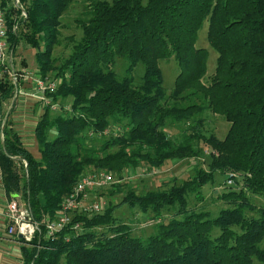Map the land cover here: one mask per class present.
Listing matches in <instances>:
<instances>
[{
    "label": "trees",
    "instance_id": "16d2710c",
    "mask_svg": "<svg viewBox=\"0 0 264 264\" xmlns=\"http://www.w3.org/2000/svg\"><path fill=\"white\" fill-rule=\"evenodd\" d=\"M12 1L0 0L9 49L16 50L22 35L35 48L38 75L59 80L46 95L70 102L69 110L60 105L55 113L43 106L34 126L39 157L7 122L2 128L5 194L27 204L37 221L59 211L62 197L86 170L120 173L139 162L157 167L198 158L203 147L210 154L207 169L168 189L135 194L124 192V182L113 183L109 193H124L120 202L73 216L80 230L68 226L46 237L40 225L20 247L21 264H264V201L256 206L249 198L264 199V0H84L87 17L75 20L81 36L59 62L53 48L61 15L73 0H19L24 18ZM204 21L217 52L208 75V51L195 45ZM18 26L27 30L21 34ZM118 57L126 61L121 76L114 70ZM171 57L179 72L168 93L158 62ZM138 62L143 74L135 83ZM13 88L5 74L0 107ZM205 111L229 122L223 138L204 131ZM111 126L120 131L102 135ZM170 126L180 128L178 137L169 134ZM91 138H99L98 146ZM229 171L241 186L221 193L227 206L215 215L188 206V193L199 197L216 173L226 178ZM124 204L150 211L158 219L155 231L132 235L114 216ZM164 208L173 211L161 221Z\"/></svg>",
    "mask_w": 264,
    "mask_h": 264
},
{
    "label": "rangeland",
    "instance_id": "374dc122",
    "mask_svg": "<svg viewBox=\"0 0 264 264\" xmlns=\"http://www.w3.org/2000/svg\"><path fill=\"white\" fill-rule=\"evenodd\" d=\"M110 1V0H107ZM86 3L84 0H73V2L69 5L67 10L61 15L60 18V26H59V34H58V44L53 48V56L59 62L63 59L67 54H69L72 50V45L74 42L79 39L81 36V29L76 23L77 18H86ZM207 21H204L202 27L199 29L197 33L196 47L206 48L208 51L207 57V75L211 74L214 71L216 64L217 52L210 46L207 40ZM18 30L22 31V33L27 30L26 27L18 26ZM72 38V39H70ZM34 48L30 46L27 42H25L24 37L21 35L18 46L16 48V52L21 59H17L19 64L29 66L28 62L31 64L30 68L27 71L32 74L31 78L37 77V68L36 61L34 58ZM17 56V57H18ZM28 60V61H27ZM161 74H162V84L166 91L169 93L174 84V79L179 72V67L174 58L169 59H161L158 62ZM126 61L122 57H118L116 59L114 70L118 75H123L125 72ZM17 75L21 71L16 70ZM143 74V64L138 62L132 72V76L135 83H139L141 81V77ZM37 75V76H36ZM19 75L17 83L20 78ZM48 77V76H46ZM50 82L58 84L59 80L53 78L52 76L48 77ZM204 82L207 81V78L204 77ZM23 82V81H21ZM29 86V85H28ZM31 91L35 90V86L28 87ZM16 92V89H15ZM13 91L11 98L8 101H5L3 104V109H7L8 105L12 102V104L16 101V99L20 96ZM26 92V91H25ZM28 101H34L36 98L28 97ZM36 103V102H35ZM36 110L33 113V116H29L30 124L33 120L37 119L39 113L43 110V104L41 102L37 103ZM70 102L67 100L59 101V106H70ZM54 110L53 112H58ZM10 114V113H9ZM204 119L203 129L206 133H214L217 137L223 138L228 130L229 122H227L222 116L213 114L210 111H205L201 114ZM28 124V122H27ZM113 126H111L112 128ZM180 128H176L175 126H170L168 128V132L171 136H179ZM26 141L24 142V146L27 147L36 157H39L38 145L33 138L31 132H27ZM89 143L98 146L99 138H91L88 140ZM115 149V148H114ZM210 161V154L208 148L203 147L201 150V154L198 158L188 157L182 159H174L167 160L162 165L153 167L148 164L139 162L136 166H130L123 169L120 173L111 172L115 180L119 182H124V192L129 188L135 194H143L149 190H163L168 189L172 185H180L185 179L191 178L195 171L198 168L207 169L208 163ZM19 170L23 172L22 163L17 164ZM88 171V170H86ZM215 182L213 184H205L201 187L199 192V197H197L194 193L187 194V204L190 208L193 209H202L209 211L212 215H215L221 207L227 206L222 198H220L221 193H223L228 188H236L238 189L241 186L240 182L233 184L232 186H226L224 179L225 175H221L219 173L215 174ZM111 185L102 188L99 192H96L94 199L97 200L101 206L102 211L105 209L106 205L110 203H119L124 193L111 195L109 190L111 189ZM228 187V188H227ZM249 198L253 204L256 206L262 205L264 199L259 195H249ZM173 209L172 208H164L162 209V217L161 221H166ZM249 215H255V212H247ZM114 216L116 219L121 222L129 225L131 227V233L135 236H147L150 233L155 231V226L158 222V219L153 218L152 213L150 211L143 213L137 207H130L129 205H121L117 207L114 211Z\"/></svg>",
    "mask_w": 264,
    "mask_h": 264
},
{
    "label": "built area",
    "instance_id": "2783aa9c",
    "mask_svg": "<svg viewBox=\"0 0 264 264\" xmlns=\"http://www.w3.org/2000/svg\"><path fill=\"white\" fill-rule=\"evenodd\" d=\"M12 4L21 9L20 16L26 17V13L19 0H13ZM17 25L13 24L12 30L15 32ZM8 28L6 25L5 10L0 6V84L4 80V75L17 84L18 75L13 70V67L9 65L11 61L12 52L9 49V41L7 40ZM30 73L22 76L24 79H29ZM35 91L30 93L31 96L40 100V102L46 106H49L52 111L59 108V101H51L46 95L47 91H53L57 86L55 83L50 82L48 77L37 76L31 78ZM18 92H22L20 88ZM25 94H28L24 92ZM65 109L69 110L70 106H65ZM120 131L118 126L103 131L102 135L113 134L116 135ZM93 136V135H92ZM25 164V163H24ZM238 178V174L233 171L226 173L225 185L232 186L235 184V180ZM110 171L104 169L89 170L83 172L72 190L65 194L60 203L59 211L54 214L52 218L44 216L40 221H37L27 204L22 202L19 198H11L5 208V218L7 222L8 233L14 234L16 237L21 235L22 242H28L39 226L43 225L44 233L46 237L53 236L56 232L69 226L71 230H80L81 224L79 221H73V216L77 214H86L91 216L93 214L100 213L102 211L101 204L94 199L96 192L102 190L106 186L117 182ZM94 194V196H93Z\"/></svg>",
    "mask_w": 264,
    "mask_h": 264
},
{
    "label": "crops",
    "instance_id": "0c3cea01",
    "mask_svg": "<svg viewBox=\"0 0 264 264\" xmlns=\"http://www.w3.org/2000/svg\"><path fill=\"white\" fill-rule=\"evenodd\" d=\"M15 52L16 50L12 52L11 61L9 62V65L13 67L14 71L15 69L21 71L19 75H21L20 77H22L25 74L27 75L28 73L27 71H29L28 69L30 68L29 66H31V64L28 62L29 66L21 65V67H18L17 65L19 64V62L17 61V59L18 58L21 59V57L24 56H18L17 53ZM33 52L35 53V48ZM36 68L37 67H35V69ZM31 77L32 76H29V79L20 78L17 84L11 81L14 84L13 91L15 92L16 89L15 93L17 95L19 93L20 96L16 99V101L13 104L11 102L8 105L7 109H5V107L3 109V104L5 101L2 102V105L0 107V151L3 150L4 148L2 128L5 122H7L6 126L9 129H11V131L18 133L23 144L27 140L26 137L28 131L32 133V136L34 138V126L38 117L37 119L33 120L30 124L29 116L30 117L33 116V113L36 110V105H38L37 103H39L40 100L36 98V100L34 101H30V100L28 101L29 99L28 97H33L30 95V93H32V91H35V90L31 91L28 88L29 86H34L31 81ZM19 88L22 92H18ZM25 91L28 94H25L24 93ZM9 200L10 199L5 194L4 184H3V172H2V168L0 167V264H21L20 247L21 245L24 244V242L20 241L19 237H16L14 234L8 233L7 230L5 208Z\"/></svg>",
    "mask_w": 264,
    "mask_h": 264
},
{
    "label": "water",
    "instance_id": "95a60500",
    "mask_svg": "<svg viewBox=\"0 0 264 264\" xmlns=\"http://www.w3.org/2000/svg\"><path fill=\"white\" fill-rule=\"evenodd\" d=\"M19 237H21V235H19Z\"/></svg>",
    "mask_w": 264,
    "mask_h": 264
}]
</instances>
